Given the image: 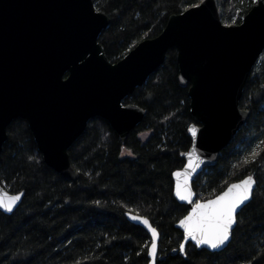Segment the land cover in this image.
Here are the masks:
<instances>
[{
    "label": "trees",
    "instance_id": "1",
    "mask_svg": "<svg viewBox=\"0 0 264 264\" xmlns=\"http://www.w3.org/2000/svg\"><path fill=\"white\" fill-rule=\"evenodd\" d=\"M93 1L111 19L99 42L116 63L141 41L159 36L171 15L203 0ZM216 1L223 23L239 24L257 0ZM178 76L172 49L147 83L126 98L125 104L138 105L146 115L125 142L105 119L89 121L69 150L77 181L45 164L25 120L12 122L0 158V183L24 197L12 214L0 211V264H148L150 236L127 219L128 212L149 218L159 231L164 259L158 264H264V147L249 155L255 141L264 139V53L241 102L251 113L249 121L218 163L194 182L197 199L204 201L248 175L257 180L231 242L218 253L189 243L181 255L184 235L176 224L189 208L174 196L173 173L185 165L183 153L192 144L188 128L196 119ZM125 150L132 156H124Z\"/></svg>",
    "mask_w": 264,
    "mask_h": 264
},
{
    "label": "water",
    "instance_id": "2",
    "mask_svg": "<svg viewBox=\"0 0 264 264\" xmlns=\"http://www.w3.org/2000/svg\"><path fill=\"white\" fill-rule=\"evenodd\" d=\"M110 23L109 16L98 11L93 0H0V158L8 127L22 119L28 123L45 164L77 181L79 173L71 163L69 150L89 121L105 119L125 142L146 115L138 105L125 104L126 98L145 85L165 63L168 52L175 49L178 80L188 89L196 119L188 128L192 144L183 153L185 165L173 173L174 196L189 208L187 217L197 204L216 199L241 181L204 201L198 200L194 191L195 180L218 163L222 151L250 119V111L241 108V102L264 53V0H257L241 23L233 25L223 23L216 0H203L181 14L171 15L159 36L141 41L116 63L109 60L99 42ZM192 126L198 130L196 137L190 132ZM185 173L193 193L191 203L176 195L177 185L183 188ZM253 179L251 198L237 209L236 217L253 199L257 187ZM17 195L20 199L11 212L2 207L0 211L12 214L24 197L23 191L11 193L0 183V198L8 200ZM132 216L147 219L156 229L158 264L164 259L159 256V231L149 218L126 213L131 223L150 236L148 264L154 259L152 232ZM185 217L176 224L184 235L181 255L189 243L211 253L223 251L237 226L233 225L229 242L213 250L197 246L185 234L180 224Z\"/></svg>",
    "mask_w": 264,
    "mask_h": 264
},
{
    "label": "snow or ice",
    "instance_id": "3",
    "mask_svg": "<svg viewBox=\"0 0 264 264\" xmlns=\"http://www.w3.org/2000/svg\"><path fill=\"white\" fill-rule=\"evenodd\" d=\"M190 132L193 137H196L198 134V130L195 126L190 128ZM256 155L257 153L254 152L253 156ZM245 162L247 163L248 161L246 160ZM189 167L191 168L193 165L190 163ZM176 175L180 177L181 173L178 172ZM187 175L188 174L185 173L183 188H181L179 184L177 185L176 195L181 200H187L191 203L192 201L190 198L193 193L188 185ZM254 183L255 180L253 177L248 175L239 183L231 185L227 191L223 192V194L216 199L210 200L207 203L197 204L193 212L180 222L181 227L185 229V234L194 241L197 246H207L213 250L223 248L231 238L233 225L238 222L236 217L237 209L251 198L252 186ZM19 199L20 197L18 195L8 200L0 198V207L11 212ZM131 218L149 226L153 238L151 255L154 258L153 264H155V240L158 236L156 229L149 225L147 219H142L138 216H132ZM145 247H147V245ZM181 250H183V245L181 246Z\"/></svg>",
    "mask_w": 264,
    "mask_h": 264
},
{
    "label": "rangeland",
    "instance_id": "4",
    "mask_svg": "<svg viewBox=\"0 0 264 264\" xmlns=\"http://www.w3.org/2000/svg\"><path fill=\"white\" fill-rule=\"evenodd\" d=\"M256 1V0H255ZM218 4V3H217ZM219 7V6H218ZM239 13H240V10H238L237 12H236V14L234 15V21L237 19V16L239 17ZM242 20H243V18H242ZM224 24H226V25H233V24H229V23H224ZM261 58H262V55H261V57H260V59H259V61L261 60ZM258 61V62H259ZM264 147V139L262 140V139H258V140H256L255 141V143H254V146L251 148V150H250V153H249V155L251 156V157H254L253 156V153L255 152V153H257V152H259V150L260 149H262ZM123 155L124 156H132V154L128 151V150H125V151H123Z\"/></svg>",
    "mask_w": 264,
    "mask_h": 264
}]
</instances>
